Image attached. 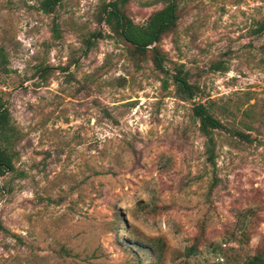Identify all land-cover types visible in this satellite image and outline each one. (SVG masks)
Segmentation results:
<instances>
[{
  "label": "rangeland",
  "instance_id": "rangeland-1",
  "mask_svg": "<svg viewBox=\"0 0 264 264\" xmlns=\"http://www.w3.org/2000/svg\"><path fill=\"white\" fill-rule=\"evenodd\" d=\"M39 1L0 0V96L14 128L0 264L264 259V0L179 2L159 47L169 74L198 86L189 101L103 20L117 1L141 25L167 0H61L49 15ZM194 104L226 127L215 165Z\"/></svg>",
  "mask_w": 264,
  "mask_h": 264
},
{
  "label": "trees",
  "instance_id": "trees-1",
  "mask_svg": "<svg viewBox=\"0 0 264 264\" xmlns=\"http://www.w3.org/2000/svg\"><path fill=\"white\" fill-rule=\"evenodd\" d=\"M61 0H40L38 9L43 14L49 15L55 11V8ZM181 0H167L166 4L159 10L154 11L141 25L135 24L120 9L118 2L110 3L109 10L105 12L103 20L109 26L111 31L120 37L125 43L129 44L134 52L139 56L150 53L151 62L158 72L163 74L166 79L163 80L162 88L168 86V78L172 80L175 86V94L184 101L194 100L199 92L195 84L188 81L187 73H183L178 67L173 74H169L166 69V57L159 47L162 38L170 34L177 26L178 4ZM121 4H123L121 2ZM264 29V23L261 24L257 32ZM53 32V38H59ZM89 42V41H88ZM46 68L40 69L42 76L46 75ZM212 70L223 71L224 66L219 63L213 65ZM193 117L198 121V130L205 139V156L207 163L215 165V131H224L226 127L215 118L205 104L193 105ZM240 135V133H237ZM14 136V128L10 124V115L8 109L0 96V176L8 170H13V154L11 152V139ZM243 264H264V259L254 256Z\"/></svg>",
  "mask_w": 264,
  "mask_h": 264
}]
</instances>
